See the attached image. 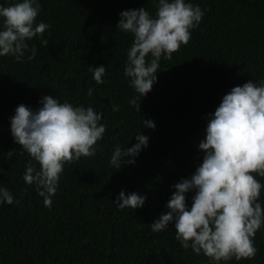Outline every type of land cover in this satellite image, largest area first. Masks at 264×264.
Listing matches in <instances>:
<instances>
[{
    "label": "trees",
    "instance_id": "obj_1",
    "mask_svg": "<svg viewBox=\"0 0 264 264\" xmlns=\"http://www.w3.org/2000/svg\"><path fill=\"white\" fill-rule=\"evenodd\" d=\"M13 2L0 0L4 6ZM39 2L36 23L49 27L27 41L29 49L36 47L35 57L28 59V51L23 62L0 57V186L20 200L0 204V264H210L203 253L179 245L172 224L157 233L150 223L164 210L172 185L201 162L198 144L207 116L223 95L249 80H264V0H191L204 10L202 20L186 45L161 58L151 91L137 99L138 112L129 104L138 94L123 76L133 38L116 24L122 10L144 7L155 15L154 0ZM100 65L106 83L96 84L89 66ZM45 95L91 106L105 125L95 156L65 163L51 207L23 181L30 157L9 131L16 106L35 110ZM147 119L154 129L146 127ZM138 131L149 138L147 147L134 165L116 170L109 163L112 150L131 147ZM12 150L16 154L7 159ZM256 178L264 185V177ZM122 189L145 195L144 205L118 209L112 202ZM193 194H186L189 207ZM259 202L264 208V188ZM253 239V258L220 264H264V226Z\"/></svg>",
    "mask_w": 264,
    "mask_h": 264
},
{
    "label": "clouds",
    "instance_id": "obj_2",
    "mask_svg": "<svg viewBox=\"0 0 264 264\" xmlns=\"http://www.w3.org/2000/svg\"><path fill=\"white\" fill-rule=\"evenodd\" d=\"M154 3L155 15L144 7L122 10L116 24L120 32L133 38L123 76L138 94L129 100L137 112V99L151 91L161 58L170 59L181 45H186L191 30L204 15V10L191 0ZM40 7L39 0L0 4V57L10 55L23 62L25 51L30 53L28 59L35 57L36 47L29 49L27 41L40 38L49 27L42 21L36 23ZM41 44L47 45V41L41 39ZM105 70L103 65L89 66L96 84L106 83ZM93 91L88 87L86 94L92 96ZM38 103L40 107L35 110L24 104L16 106L9 118V131L14 143L30 157L23 181L34 187L44 207H51L65 163L95 156L105 125L101 123L103 114L91 106H74L51 95L43 96ZM112 110L118 111V105L113 104ZM145 123L155 128L152 120ZM136 133V143L131 147L116 145L112 150L109 163L116 170L124 163L134 165L135 158L147 147L149 138ZM198 149L203 153L201 162L188 178L182 177L172 185L175 190L164 210L150 223V229L159 233L169 230L172 224L179 245L197 255L203 253L210 264L251 259L257 252L254 235L264 226V208L259 202L264 185L256 178L264 177V80H249L223 95L215 111L207 116ZM14 154L15 150L8 151L7 159ZM188 193H194L190 207L186 203ZM145 200L146 196L137 191L126 193L122 189L112 203L118 209L136 210ZM14 202L20 204L6 187L0 186V204Z\"/></svg>",
    "mask_w": 264,
    "mask_h": 264
}]
</instances>
